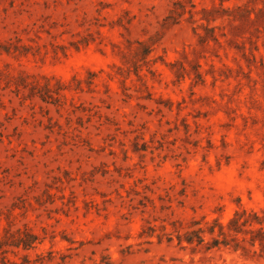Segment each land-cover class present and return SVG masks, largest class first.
Wrapping results in <instances>:
<instances>
[{
    "label": "rangeland",
    "instance_id": "1",
    "mask_svg": "<svg viewBox=\"0 0 264 264\" xmlns=\"http://www.w3.org/2000/svg\"><path fill=\"white\" fill-rule=\"evenodd\" d=\"M237 212L264 226V0H0V264H264L180 243Z\"/></svg>",
    "mask_w": 264,
    "mask_h": 264
},
{
    "label": "trees",
    "instance_id": "2",
    "mask_svg": "<svg viewBox=\"0 0 264 264\" xmlns=\"http://www.w3.org/2000/svg\"><path fill=\"white\" fill-rule=\"evenodd\" d=\"M246 212H237L235 216L229 221L227 225H223L218 219L214 220L213 223H206L205 227H199L191 231H187L182 236H179L180 243L185 240L190 245L204 246L207 250L213 248H220L222 245L230 246L234 243V248L240 247V239L238 234L240 233H251L253 234L251 241L254 244L257 240L260 241L261 246L264 248V226L258 229L247 230L245 227L251 225L250 221L245 218ZM257 222L262 225L263 221L261 218H256ZM198 224V223H195ZM209 233L211 239L206 241L204 235ZM244 238L242 241H245ZM25 248L31 247L32 242H21ZM16 245H20L18 242Z\"/></svg>",
    "mask_w": 264,
    "mask_h": 264
}]
</instances>
